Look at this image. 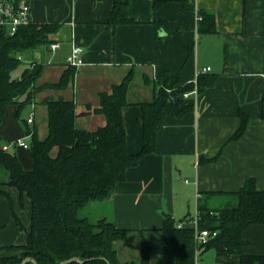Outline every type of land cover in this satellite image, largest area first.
I'll use <instances>...</instances> for the list:
<instances>
[{"label":"crops","instance_id":"0c3cea01","mask_svg":"<svg viewBox=\"0 0 264 264\" xmlns=\"http://www.w3.org/2000/svg\"><path fill=\"white\" fill-rule=\"evenodd\" d=\"M114 1L29 0L36 24L58 27L48 34L60 39L61 47L51 52L41 42L32 49L26 67L33 61L44 63L42 80H57L68 66L72 45L84 48L85 63L76 68L72 86L80 126L94 129L104 124L101 115L81 113L88 106L96 107L99 93L111 92L133 70L130 104L122 114L127 150L137 153L144 144L140 102L153 97L152 82L174 78L175 88L191 84L195 88L196 72L212 68L198 77V93L180 103L181 109L190 106L187 111L179 114L171 105L156 150L127 170L126 179L116 184L113 198L107 201L112 211L102 217L130 230L127 239L115 242L120 260L128 261L140 259L142 233L151 238L158 234L163 243L160 228L166 214L175 219L194 217L201 201L209 208L222 207L249 179L264 189V0H189L186 4L175 0L158 6L155 0H129L127 14L132 20L111 26L107 21ZM201 11L214 14L215 31L200 29L205 27L198 18ZM39 107L33 123L28 122L29 116H18L16 106L7 109L0 127L3 145L23 136L31 139L37 124L41 135L45 133V110ZM241 113L248 116V124L233 139ZM9 151L18 154L26 170L32 168L29 148L12 145ZM31 219L29 196L3 184L0 249L25 244ZM243 235L244 253L264 254V223L248 226ZM151 238V260L158 262ZM201 259L204 264L241 262L239 254L219 255L213 248L204 251Z\"/></svg>","mask_w":264,"mask_h":264},{"label":"trees","instance_id":"16d2710c","mask_svg":"<svg viewBox=\"0 0 264 264\" xmlns=\"http://www.w3.org/2000/svg\"><path fill=\"white\" fill-rule=\"evenodd\" d=\"M19 1V0H13ZM167 1L155 0V6ZM187 3L189 0H176ZM129 0H115L107 24L116 26L131 21L127 14ZM200 26L205 32L215 31V16L201 11ZM33 23L19 28L14 35L0 31V127L7 109L14 105L17 115L32 106L46 109V129L41 135L40 125L32 130V168L26 170L15 152L3 149L0 132V176L7 184L27 194L32 203L31 226L27 242L0 249V264H194L197 243L194 228L177 226V220L165 215L160 231L163 235V260H151L153 245L142 239L141 257L138 260H120L115 242L125 240L129 229L118 227L114 221L100 217L91 220L80 211L93 202H107L113 198L115 186L126 179L127 170L138 164L146 154L156 150L158 134L171 105L179 114L190 106L180 108L182 93L194 86L175 88L177 79L168 78L154 84L153 97L142 101L144 144L137 153L127 150V135L122 109L130 104L128 93L135 73L131 70L111 92L99 93V104L81 114L103 116L105 122L94 129L77 122L76 101L72 92L77 69L67 66L57 80H42L44 63L26 67L20 77L13 72L20 65L19 55L48 41V33L58 27ZM201 88L200 78L198 89ZM167 89H172L168 92ZM46 92L39 97L41 92ZM70 92V94H69ZM67 93V94H66ZM175 100L171 101V95ZM262 117L264 119V101ZM241 125L233 139L246 130L248 116L241 113ZM199 227L218 230L216 238L200 246L201 254L213 248L219 255L239 254L240 264H264V254L243 252L247 241L244 230L252 224L264 223V189L254 179L219 208L199 203ZM78 261L68 263L71 258Z\"/></svg>","mask_w":264,"mask_h":264},{"label":"built area","instance_id":"2783aa9c","mask_svg":"<svg viewBox=\"0 0 264 264\" xmlns=\"http://www.w3.org/2000/svg\"><path fill=\"white\" fill-rule=\"evenodd\" d=\"M199 20L201 16L199 15ZM34 18L32 13V7L29 0H0V31H5L9 35H14L19 28L33 24ZM42 24L38 25L40 28ZM50 37V38H49ZM49 50L51 52L57 51L61 47V41L57 37L50 36L48 34ZM84 48L78 44H73L70 50L69 55L67 56L66 63L68 66L80 67L84 62ZM19 59L23 60V56L19 55ZM40 62L33 61L30 64V67L35 66ZM211 67H205L203 70H198L196 72L195 88L191 91H185L182 93L184 99L188 98L191 94L198 93L197 80L202 72L211 71ZM168 92H172V89H167ZM171 101L175 100V95L172 94L170 97ZM35 118V111L32 110L28 122L33 123ZM29 148L30 145L26 141V137H20L14 140L11 144L3 145V149L6 151L10 150L11 146ZM199 214L196 216H187L183 220H177V226L182 228L186 225L194 228L195 240L197 243L196 253H195V263L194 264H204L201 259L200 246L207 243L209 240L216 238L219 234L218 230H211L206 228L199 227Z\"/></svg>","mask_w":264,"mask_h":264},{"label":"rangeland","instance_id":"374dc122","mask_svg":"<svg viewBox=\"0 0 264 264\" xmlns=\"http://www.w3.org/2000/svg\"><path fill=\"white\" fill-rule=\"evenodd\" d=\"M43 43H46V44L49 45L48 41H45ZM23 55H24V59L21 60L20 65L13 72V75L15 77H20L21 76L23 70L26 68V65H27L26 59H31L32 50L26 51ZM39 108H42L46 112V109H45V107L43 105H40ZM31 111H32V108L30 106L26 107L22 111L20 117L24 118V119L27 118L30 115ZM44 129H46L45 125L43 126V130ZM23 137H25V136H23ZM26 141H27V143L29 145H31V139L30 138H27ZM3 184H7V178L4 177V176H0V187ZM214 202L217 203V201H214ZM107 204H108L107 202H93L90 205H88L87 207H85L83 210H81L80 214L81 215H87L88 217H90L91 220L99 219L100 217H102V215H110L112 210H111V207L109 205H107ZM141 238L142 239L143 238L148 239V238H151V236L149 235V233L144 232V233H142ZM151 239L154 242V250H155V255H156L157 259H158V262H161L163 260V243H161V237L158 234H156V235L154 234V237L151 238Z\"/></svg>","mask_w":264,"mask_h":264},{"label":"water","instance_id":"95a60500","mask_svg":"<svg viewBox=\"0 0 264 264\" xmlns=\"http://www.w3.org/2000/svg\"><path fill=\"white\" fill-rule=\"evenodd\" d=\"M79 259L78 258H71V259H69L67 262L68 263H71V262H74V261H78ZM26 261H27V259H25L23 262H22V264H26ZM34 263L35 264H37V262L34 260Z\"/></svg>","mask_w":264,"mask_h":264}]
</instances>
